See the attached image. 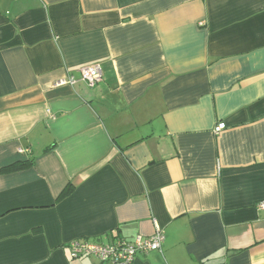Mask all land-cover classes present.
<instances>
[{"label": "crops", "instance_id": "obj_1", "mask_svg": "<svg viewBox=\"0 0 264 264\" xmlns=\"http://www.w3.org/2000/svg\"><path fill=\"white\" fill-rule=\"evenodd\" d=\"M18 161L0 264H102L72 242L157 225L134 264H264V0H0V170Z\"/></svg>", "mask_w": 264, "mask_h": 264}, {"label": "built area", "instance_id": "obj_2", "mask_svg": "<svg viewBox=\"0 0 264 264\" xmlns=\"http://www.w3.org/2000/svg\"><path fill=\"white\" fill-rule=\"evenodd\" d=\"M81 79L91 88L96 87L103 80V71L99 63L88 65L79 69ZM77 83L75 76L70 73L67 78L57 81L56 85H74ZM226 129V123L220 122L215 127V133ZM264 208V202L260 204ZM165 241L164 230L157 225L154 234L147 238L139 237L134 243L122 238L112 242L100 243L97 241H73L71 244L74 258L94 254L102 264H134L139 252L162 251Z\"/></svg>", "mask_w": 264, "mask_h": 264}, {"label": "trees", "instance_id": "obj_3", "mask_svg": "<svg viewBox=\"0 0 264 264\" xmlns=\"http://www.w3.org/2000/svg\"><path fill=\"white\" fill-rule=\"evenodd\" d=\"M33 165V162L31 161H18V162H15L7 167H4L3 169L0 170V174H4V173H11V172H16V171H19V170H22V169H25L27 167H30ZM68 189H69V186L68 188H66L64 190V192L62 193L61 196L63 195H67L69 192H68Z\"/></svg>", "mask_w": 264, "mask_h": 264}]
</instances>
